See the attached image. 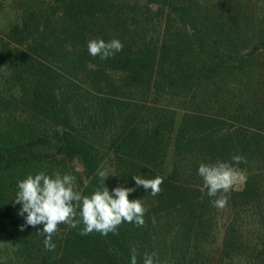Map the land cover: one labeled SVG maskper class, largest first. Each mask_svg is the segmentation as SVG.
Instances as JSON below:
<instances>
[{
	"label": "trees",
	"instance_id": "1",
	"mask_svg": "<svg viewBox=\"0 0 264 264\" xmlns=\"http://www.w3.org/2000/svg\"><path fill=\"white\" fill-rule=\"evenodd\" d=\"M0 32V264H264V0H12ZM92 39H119L101 60ZM246 162L236 164L232 157ZM247 177L224 209L201 192V163ZM79 168L80 171H76ZM134 188L144 225L80 235L59 225L54 250L13 204L19 181L75 176L90 196ZM134 175L163 178L150 195ZM27 214L25 213V216Z\"/></svg>",
	"mask_w": 264,
	"mask_h": 264
},
{
	"label": "clouds",
	"instance_id": "2",
	"mask_svg": "<svg viewBox=\"0 0 264 264\" xmlns=\"http://www.w3.org/2000/svg\"><path fill=\"white\" fill-rule=\"evenodd\" d=\"M88 53L92 57L106 60L123 50V44L119 39L105 42L103 39H92L87 44ZM232 160L239 164L246 162L242 156L235 155ZM76 171H80L79 168ZM198 175L203 179L201 192L207 189L209 197H217L212 201L213 206L224 209L228 200L221 193H228L237 183H244L246 175L232 164L216 161L212 164L201 163L198 167ZM102 188L96 189L90 196L83 195L76 190L75 176L71 174L61 175L59 171L51 176L39 172L28 175L17 184V193L13 204H21L18 215L24 217L25 223L20 226L24 231L26 226L36 227L43 225L42 231L37 234L44 237V247L51 251L55 249L53 236L59 231V225L66 224L70 228L83 225L80 235L99 233L107 236L116 234L118 227L124 223H135L143 226V219L147 209L141 199H129V194L134 188L116 187L109 192L105 186L108 174L98 170ZM133 180L137 187L143 186L145 191L151 190L150 195L156 196L161 191L163 178L156 176L147 179L141 175H134ZM25 213L27 214L25 216ZM155 253L144 254L143 264H154ZM131 264H138L137 252L132 250Z\"/></svg>",
	"mask_w": 264,
	"mask_h": 264
},
{
	"label": "rangeland",
	"instance_id": "3",
	"mask_svg": "<svg viewBox=\"0 0 264 264\" xmlns=\"http://www.w3.org/2000/svg\"><path fill=\"white\" fill-rule=\"evenodd\" d=\"M12 0H0V32L17 18L16 13L11 8ZM16 234H0V256L2 259L10 258L14 249Z\"/></svg>",
	"mask_w": 264,
	"mask_h": 264
}]
</instances>
